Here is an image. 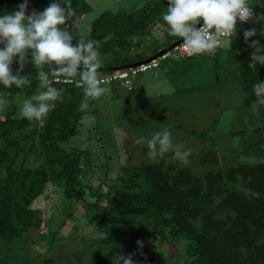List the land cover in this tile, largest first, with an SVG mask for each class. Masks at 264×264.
<instances>
[{
  "label": "trees",
  "instance_id": "trees-1",
  "mask_svg": "<svg viewBox=\"0 0 264 264\" xmlns=\"http://www.w3.org/2000/svg\"><path fill=\"white\" fill-rule=\"evenodd\" d=\"M250 1L264 14V0ZM20 2L0 0V14L15 9ZM166 3L167 0H146L130 12L106 10L92 22L90 33L75 35L73 43L80 37L99 41L104 64L99 70L100 77L146 61L179 40L167 34L168 26L162 19ZM46 6L29 4V11L43 10ZM72 7L74 15L81 18L92 10L86 0H72ZM161 27L167 30L159 38L154 33ZM240 27H237V36L228 38L232 42L226 46L222 44L215 51L198 56H170L156 68L162 76L169 77L173 92H187V88H180V83L185 81L183 74L196 68L200 76L195 79L194 91L215 89L216 93L230 94L238 87L242 93V111L233 114L238 106L226 114V117L233 114L236 121L223 130L234 142V150L220 143L210 134L211 130L185 131L209 143L197 153L199 165L206 167L202 173H196L189 165L173 163L171 153L158 162L132 163L129 160L120 164L112 178H108L107 171L101 177L94 170V159L98 160L96 168H108L110 158L105 157L103 163L102 155L95 153L94 147L80 144L81 127L87 117L98 116L100 111L108 114L103 120L96 119L91 132L95 131L99 137L96 139L93 135L91 140L94 145L102 143V147L114 149L115 155L120 147L114 133L116 128L127 134L122 146L128 152L129 147L139 144L133 140L154 131L155 125L161 128L171 123L164 114L153 110V97L148 95L142 81L144 73L133 79L131 87L126 86L124 80L103 85L111 91V96L120 97L121 102L112 106L103 95L90 101L84 110L80 108L83 93L82 86L76 83L78 77L73 78L72 83H49L63 89L62 99L42 123L28 121L19 112L22 100L46 87L37 79V69L31 64L25 66L24 72L31 80L28 86L5 88L0 85V99H3L0 108V241L12 244L33 228L41 230L43 235L44 212L33 204L48 188L55 186L68 201L82 203V210L93 220L90 223L99 224L100 231L107 234L96 240L83 235L96 248L97 257L86 264H113L112 258L120 253L133 254L137 264H264V105L256 103L252 90L255 82L264 80V66L255 71L248 68L253 49L246 46L243 37L244 30L257 27L259 31L264 23L249 21ZM209 62L213 64L210 68L214 73L206 77L205 65ZM12 68L15 72L19 65L13 63ZM54 78L49 75L48 79ZM133 102L138 110L136 115L128 113ZM115 118L120 121L118 126ZM91 180L98 184H92ZM68 209L66 217L73 219L75 207L71 204ZM77 226L62 241H75L80 224ZM166 243L176 248L175 257L167 254ZM39 264L71 263H57L45 257ZM78 264L84 263L79 261Z\"/></svg>",
  "mask_w": 264,
  "mask_h": 264
},
{
  "label": "clouds",
  "instance_id": "clouds-1",
  "mask_svg": "<svg viewBox=\"0 0 264 264\" xmlns=\"http://www.w3.org/2000/svg\"><path fill=\"white\" fill-rule=\"evenodd\" d=\"M29 3L30 0H22L15 9L0 14V85L5 88L30 85L24 69L31 64L37 69V79L46 87L23 101L19 108L21 117L41 121L62 99L63 89L49 84V75L65 82L78 77L76 83L82 86L83 93L80 108L87 109L90 101L109 91L100 78L99 70L104 64L99 41L80 37L73 43L74 36L67 27V21L75 17L72 0H49L43 10L31 11ZM162 19L168 26V36L179 39L196 55L215 51L220 45L219 37L237 36L238 25L241 29L250 20L254 24L264 23V14L253 19L248 0H167ZM257 36L261 39H252ZM243 37L246 46L253 49L248 68L255 71L264 66V27L259 31L257 27L246 29ZM13 63L19 65L15 72ZM252 90L256 103L264 105V80L255 82ZM143 141V137L137 138V143ZM145 147L153 162L171 153L172 160L180 165L190 163L192 149L175 143L166 127L153 132ZM98 235L107 234L99 231ZM112 259L113 264H137L133 254L120 253Z\"/></svg>",
  "mask_w": 264,
  "mask_h": 264
},
{
  "label": "rangeland",
  "instance_id": "rangeland-1",
  "mask_svg": "<svg viewBox=\"0 0 264 264\" xmlns=\"http://www.w3.org/2000/svg\"><path fill=\"white\" fill-rule=\"evenodd\" d=\"M20 1L22 2V0ZM86 1L92 7L91 12L87 13V15L82 18L75 16L67 21L68 30L73 34V36L89 34L92 22L106 10H126L130 12L137 7L142 6L146 2V0ZM48 3L49 0H30L29 4L38 6L41 4L48 5ZM161 28L156 30L154 33L155 36H158L159 38L163 37L167 30V28ZM229 43L230 39H224L223 45L226 46ZM211 65H213L212 62H209V65H205L207 68L205 70H211L209 76L207 73L208 71L206 72V77H210V75L214 73V71L212 73L213 68H210ZM181 73L182 72H180V75ZM100 74H102V72H100ZM157 74L158 76H156ZM199 74L200 73L196 68L193 71H188V74L187 72L183 74V76H185L183 77L185 81L182 84L180 83V88H187V92H173V87L169 82V77L162 76L159 69L150 70L142 75V78L146 80L143 81L145 82L144 84L147 92L148 89L151 90L150 95L153 97V110L164 114L171 122L167 123L166 128H168L171 132L173 141L175 143H183L186 147L192 149L194 158L193 160L190 159V163L188 165L193 167L196 173H202L205 171L203 168L206 169V167L202 168L199 165L197 153L199 150L206 149L209 143L204 142L199 138L189 136L188 133H185V131L192 132L193 130H196L201 132L203 130H211L210 134L216 137L220 143L230 147V150H234V142L230 139L229 133L226 131L223 132V130H225V127H227L230 123L236 121L233 118V114H235L234 112L242 111L240 110V105L243 101L242 93L238 91V87H235L236 90L230 94H219L218 91L217 94L215 89L211 91H194L192 88L197 86V84H195V79L199 78ZM154 77L157 78L155 79ZM136 83L140 85L138 82ZM216 89H218V86ZM110 92L111 91L109 90L108 93L105 94V98L106 101L112 102V106H114L117 102L122 101L120 97L115 98L111 96ZM131 96L134 98L135 94H131ZM23 101L24 100H22V102ZM1 105H3V99H0V108H2ZM133 105H129L128 113L136 115L138 114V110L134 102ZM235 108L236 110L233 111V114L226 117V114H229L231 110ZM224 109L228 110V113ZM100 112L101 113H98V116L86 118L87 121H84L81 127L82 134L79 140L80 144L82 143L84 147H94L95 153L102 155L101 161L103 163L106 162L105 157L106 159L110 158V160H108V168H96L95 164L98 163V160L94 159V170H96L101 177L105 176L107 171V173H109L108 178H112V176L116 175L119 171V167L121 166L120 164L123 165L129 160L132 163H139L142 160L151 161L147 157L148 150H145L147 149L145 147L146 140L150 138L153 132L161 130L165 127L160 128L155 125L153 128L155 130L149 134H144V141L139 143L136 147H129L128 152L122 146V142L127 137V134H124L120 128H116L114 133L117 136V140L120 142L121 148L119 147L117 149L118 154L115 155L114 149L110 150L108 147H102V143L94 145V142H92L94 140H91V136L95 135V131L91 132V129H93L96 119H102L103 116H108V114L106 115L104 112ZM43 119L40 121L41 123L43 122ZM216 119H218V122L215 123ZM118 122L120 123L118 118H115V124H117V126L119 125ZM96 131L99 133L98 127H96ZM94 137L97 139L99 135H95ZM136 142L137 140H133V143ZM101 147L103 149H101ZM170 161L176 163L171 158ZM235 163L236 161L233 160L232 164ZM91 183L94 185L98 184L95 180H91ZM94 199L95 197L91 195V200ZM71 204L75 207L73 219L66 217L67 212L70 211L68 208ZM33 207L40 208L44 212L43 235H41V230L33 228L29 232H26L21 238L13 241L12 244L5 245L3 241H0V262H7L8 264H39L45 257L53 258L57 263L66 262L71 264H78L79 261L86 264L96 260V248L92 247L84 239L83 235L94 240L98 239L100 225L95 224L94 222V224L90 223L93 220H90L87 216L88 214L82 210V208H84L82 203H76L70 200L68 201L64 198L63 192L58 187L51 186L50 189L48 188L47 191L39 196V198L34 202ZM78 224H80L78 238L72 242L68 239H66V242L62 241L68 232H70L74 227H78ZM43 237L45 238L43 239ZM39 242H41L40 245H38ZM165 248L168 252L167 254L172 258L176 256V248L172 244L166 243Z\"/></svg>",
  "mask_w": 264,
  "mask_h": 264
},
{
  "label": "built area",
  "instance_id": "built-area-1",
  "mask_svg": "<svg viewBox=\"0 0 264 264\" xmlns=\"http://www.w3.org/2000/svg\"><path fill=\"white\" fill-rule=\"evenodd\" d=\"M249 5L253 8V19L258 18L261 13H259L257 11V9L251 4V1L248 0ZM252 21V20H250ZM220 39V45L221 46L223 44L224 39H228L227 37H219ZM200 54H191L184 46L183 44H179L176 47H174L172 50L164 53L163 55L157 57V58H153L149 61H144L141 62L140 64L136 65V66H130L127 69H118L116 71L113 72V74L108 75V76H102L101 81L103 85L109 84L110 82L113 81H119L121 82V80H124L125 85L128 87H131L132 83H133V79L137 78L140 74L142 73H146L150 70H154L156 68H158L162 62V60H164L167 57H175V58H184V57H192V56H198ZM52 82H65L62 79H57L56 77L54 79H48V83H52ZM73 79L69 82L66 83H72Z\"/></svg>",
  "mask_w": 264,
  "mask_h": 264
},
{
  "label": "water",
  "instance_id": "water-1",
  "mask_svg": "<svg viewBox=\"0 0 264 264\" xmlns=\"http://www.w3.org/2000/svg\"><path fill=\"white\" fill-rule=\"evenodd\" d=\"M179 44H180V41H179V40L175 41V42H174L169 48H167L166 50H162V51H160L156 56H154V57H152V58H150V59H148V60H146V61H149V60H151V59H153V58H157V57L163 55L164 53H166V52L172 50L174 47H176V46L179 45ZM143 62H144V61H143ZM140 63H141V62H139V63H135V64H133L132 66H136V65H138V64H140Z\"/></svg>",
  "mask_w": 264,
  "mask_h": 264
},
{
  "label": "crops",
  "instance_id": "crops-1",
  "mask_svg": "<svg viewBox=\"0 0 264 264\" xmlns=\"http://www.w3.org/2000/svg\"><path fill=\"white\" fill-rule=\"evenodd\" d=\"M156 76H158V74H157ZM154 78L156 79L157 77H154ZM143 80H144V79H142V81H143ZM144 81H146V80H144ZM144 81H143V82H144ZM143 82H142V83H143ZM144 83H145V82H144Z\"/></svg>",
  "mask_w": 264,
  "mask_h": 264
}]
</instances>
